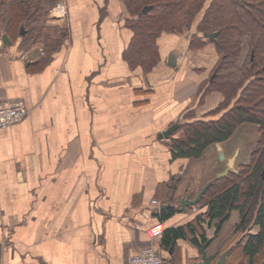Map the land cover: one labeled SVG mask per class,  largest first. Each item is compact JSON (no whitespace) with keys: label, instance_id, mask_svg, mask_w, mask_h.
I'll return each mask as SVG.
<instances>
[{"label":"crops","instance_id":"crops-1","mask_svg":"<svg viewBox=\"0 0 264 264\" xmlns=\"http://www.w3.org/2000/svg\"><path fill=\"white\" fill-rule=\"evenodd\" d=\"M59 3L62 13H49L55 26L37 33L43 57L27 56L13 37L7 45L0 31V101L22 100L29 110L20 123L0 128V264H129L149 245L173 264H201L207 243L209 255L231 249L229 264L237 242L259 232L255 226L244 239L235 234L238 209L217 235V221L202 222L195 234L164 245L167 230L207 211H184L183 198L219 179L231 159L238 174L260 139L259 125L244 123L190 160L175 159L172 139L159 138L186 112L204 118L224 101L212 91L199 102L219 61L214 42L193 49L195 28L163 33L160 62L145 72L124 57L133 37L124 0ZM34 39L24 46L33 48ZM159 224L165 231L152 240L148 230Z\"/></svg>","mask_w":264,"mask_h":264},{"label":"trees","instance_id":"trees-1","mask_svg":"<svg viewBox=\"0 0 264 264\" xmlns=\"http://www.w3.org/2000/svg\"><path fill=\"white\" fill-rule=\"evenodd\" d=\"M61 0H0V6L8 5L6 27L0 29L11 39L20 33L26 43L28 31L39 33V23L46 21L49 12ZM129 18L127 26L133 37L124 52L125 59L133 68L150 72L160 62L158 39L163 33H181L193 30L191 47L204 45L205 36L219 32L214 44L219 61L211 78L199 88L200 104L212 91L223 94L224 101L209 115L197 118L194 111L183 116L180 128L184 136L171 141V153L175 159H199L206 149L228 140L244 123L259 125L260 140L249 165L238 173L216 179L200 204L207 211L198 215L186 227L169 229L164 245L175 244L188 233L195 234L201 223H216L217 235L238 209L242 221L235 234L248 233L255 226L257 234L248 236L246 243L237 242L233 261L229 264H262L264 262V0H124ZM144 8H149L147 13ZM31 39V38H30ZM29 39V40H30ZM37 40L33 42L35 44ZM248 53L243 62V48ZM176 209L163 210V217H170ZM204 235V234H202ZM247 235V234H246ZM245 235V236H246ZM244 236V237H245ZM206 240V239H205ZM204 240V241H205Z\"/></svg>","mask_w":264,"mask_h":264},{"label":"built area","instance_id":"built-area-1","mask_svg":"<svg viewBox=\"0 0 264 264\" xmlns=\"http://www.w3.org/2000/svg\"><path fill=\"white\" fill-rule=\"evenodd\" d=\"M64 3L57 5V12L64 10ZM40 52L44 54V49ZM29 110L22 100L0 101V128H7L23 121L28 116ZM153 205L159 206L157 200L152 201ZM198 206V205H197ZM197 210V207H194ZM165 231L162 224L156 225L148 230L149 237L152 240L159 239ZM129 264H173L170 259L162 256L155 245H149L137 250L130 258Z\"/></svg>","mask_w":264,"mask_h":264},{"label":"water","instance_id":"water-1","mask_svg":"<svg viewBox=\"0 0 264 264\" xmlns=\"http://www.w3.org/2000/svg\"><path fill=\"white\" fill-rule=\"evenodd\" d=\"M149 11V8H144V12L147 13ZM26 31H25V27L22 26L21 27V30H20V34L23 36L25 35ZM219 32H214V33H211V34H208V33H205L204 36L206 38H209L211 41L215 42L217 36H218ZM2 41L4 43H6L7 45H11L12 44V40L9 36H7V34H4L2 36ZM264 70V68H263ZM216 77V73H214L211 77V81H213ZM180 128V124H175L173 125L172 127H170L166 132H164L163 134H160L159 138L160 139H163V138H167V139H173L172 138V134L173 132L177 131L178 129ZM221 157H223V153H221ZM234 165V159H231L230 162H229V167L219 175V179L221 178H225L227 177L231 172H232V167ZM212 183L208 184L195 198H191V196H187L186 198H183L182 200V209L184 211H187L188 208L192 207V206H195L197 204H199L203 197L205 196V194L207 193V191L209 190V188L211 187ZM173 191H172V194H171V200L174 199V195H175V191L177 189V185H174L173 186ZM207 247H208V243L207 244H204L202 247H201V254H202V263L201 264H212L213 261L219 256L220 259L219 261L216 263V264H226V259H227V256L230 254L231 252V249L220 254V250H218L217 252H215L214 254H208L207 252ZM264 264V262L262 263Z\"/></svg>","mask_w":264,"mask_h":264},{"label":"rangeland","instance_id":"rangeland-1","mask_svg":"<svg viewBox=\"0 0 264 264\" xmlns=\"http://www.w3.org/2000/svg\"><path fill=\"white\" fill-rule=\"evenodd\" d=\"M61 4V3H60ZM54 8H57V5L54 7ZM50 13V12H49ZM62 12H60V13H58V14H61ZM7 14H8V5H3V6H0V29H4L5 27H6V24H5V20L8 18V16H7ZM51 18V17H50ZM50 18H49V16L46 18V21L45 20H43V22H41V23H39V26H38V29L39 28H44L45 29V31L44 32H46V30H47V28L48 27H53V26H55V25H53V22H51L50 21ZM51 20H54V19H52L51 18ZM25 30L27 31L28 30V28L26 29V27H25ZM31 30V27H29V31H28V38L30 39V38H35L34 39V41L35 40H37V38H38V34L37 33H35V32H31L30 31ZM161 36V35H160ZM13 39H14V42L16 41V43H15V45H17V44H20V46H21V44H23L22 46L23 47H25L24 49H23V53H26V55L27 56H29V55H31V54H34V56L35 55H39V56H45V54H42L41 52H40V47H42L43 45L41 44V42H43L44 43V41H38L37 43H35L34 45H33V48H32V45L31 46H28L27 44L24 46V40L22 39V37H21V34L20 33H16L15 35H13ZM28 39V40H29ZM42 39V38H41ZM34 41H31V44H33V42ZM29 42H30V40H29ZM205 43V42H204ZM21 46V47H22ZM45 47V46H44ZM43 47V48H44ZM190 47H191V44H190ZM27 48H29V50L27 49ZM191 48H193V49H195V48H197V47H191ZM246 48V50L248 49L247 47H245ZM39 49V50H38ZM40 52V53H39ZM44 52H46V50H45V48H44ZM248 53V52H247ZM174 135H176V137H182V136H184V131H179V132H175V134ZM260 140V139H259ZM259 142V141H258ZM257 145H258V143H257ZM215 181V180H214ZM153 200H157V199H153ZM175 200H180V197H176V199ZM205 201H204V203L203 204H200V205H198V206H196L197 207V210H194V207H192L193 209V212H199L203 207H205ZM200 214H202V213H200ZM246 232H249L248 230H246ZM246 235V233L245 234H243L242 236H241V239H244V236Z\"/></svg>","mask_w":264,"mask_h":264}]
</instances>
